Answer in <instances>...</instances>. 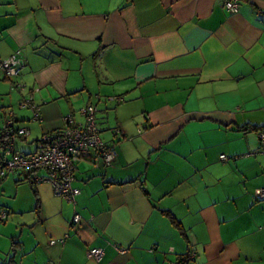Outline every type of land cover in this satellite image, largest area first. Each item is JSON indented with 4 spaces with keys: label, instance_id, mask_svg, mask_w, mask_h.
<instances>
[{
    "label": "crops",
    "instance_id": "0c3cea01",
    "mask_svg": "<svg viewBox=\"0 0 264 264\" xmlns=\"http://www.w3.org/2000/svg\"><path fill=\"white\" fill-rule=\"evenodd\" d=\"M223 1L0 0V61L24 63L0 72V125L28 132L16 150L90 105L116 152L76 161L73 203L2 178L0 264H264V0Z\"/></svg>",
    "mask_w": 264,
    "mask_h": 264
},
{
    "label": "built area",
    "instance_id": "2783aa9c",
    "mask_svg": "<svg viewBox=\"0 0 264 264\" xmlns=\"http://www.w3.org/2000/svg\"><path fill=\"white\" fill-rule=\"evenodd\" d=\"M223 5L229 12H236L238 0H224ZM24 63L20 57V52H16L6 60L0 61V72L7 78L18 77ZM23 90L21 85L17 86ZM117 102L122 98H114ZM19 106L29 108L38 119L39 108L34 106L29 100L23 99ZM84 117V123H75L72 117L64 118V126L61 130L45 135L38 143L37 151L30 155H21L15 150V138L20 136L24 139L28 137L26 129L12 128V120L6 119L0 129V179L15 175L17 173H34L37 183H48L52 187L53 193L67 201L73 203L80 191L73 187L74 163L77 160H86L92 154L96 155L105 166H110L114 161L116 152L112 147H107L99 136L96 126L94 106H86L80 110ZM259 142L264 153V132L259 134ZM225 156H220V160L225 161ZM37 171H44L45 176L36 175ZM258 200L264 199V190L257 194ZM7 217L6 211H0V220ZM79 216L75 214L71 220V227L79 223ZM64 240L60 241L63 244ZM54 244V242H51ZM123 253V252H122ZM103 256L101 249L92 248L88 251L87 257L96 262ZM192 259V256H188Z\"/></svg>",
    "mask_w": 264,
    "mask_h": 264
},
{
    "label": "trees",
    "instance_id": "16d2710c",
    "mask_svg": "<svg viewBox=\"0 0 264 264\" xmlns=\"http://www.w3.org/2000/svg\"><path fill=\"white\" fill-rule=\"evenodd\" d=\"M16 78V77H15ZM23 100V99H22ZM19 106V105H18ZM19 108H21L20 106H19ZM22 109V108H21ZM29 109V108H28ZM13 122H12V128H14L15 130H18L19 129V127H17L14 123V120L12 119V117L10 116L9 117ZM8 119V118H7ZM18 138H22V137H20V136H17L16 138H15V141L18 139ZM107 147H111V146H107ZM113 148V147H112ZM114 149V148H113ZM15 150H16V148H15ZM115 150V149H114ZM16 152L17 153H19L17 150H16ZM19 154H21V153H19ZM21 155H24L25 156V154H21ZM28 155H30V154H28ZM116 156V155H115ZM90 160H91V158H89ZM87 160V159H86ZM78 161V160H77ZM76 163V162H75ZM75 163H74V166H75ZM39 172H44V171H37L36 172V175H38L37 173H39ZM34 173L35 172H32V173H27V175H26V177L28 178V182L31 184V185H33V184H40V183H37L36 181H35V178H34ZM74 173V172H73ZM23 174V173H22ZM25 174V173H24ZM38 176H40V175H38ZM5 178V177H4ZM74 179V178H73ZM74 181V180H73ZM72 185H73V183H72ZM170 220H171V222L174 224V226L176 227V228H178L180 231H181V228H180V226H179V224L175 221V220H173L171 217L169 218ZM5 219H3V220H0V222H3ZM189 255H186L185 256V258H183V259H179L178 260V263L177 264H185V262L186 261H188V260H191V258H189L188 257Z\"/></svg>",
    "mask_w": 264,
    "mask_h": 264
},
{
    "label": "rangeland",
    "instance_id": "374dc122",
    "mask_svg": "<svg viewBox=\"0 0 264 264\" xmlns=\"http://www.w3.org/2000/svg\"><path fill=\"white\" fill-rule=\"evenodd\" d=\"M13 81H14V79H16L15 77H13V78H11ZM9 84V83H8ZM0 91L2 92L3 91V87L2 86H0ZM0 92V93H1ZM12 93V92H11ZM0 95H2V94H0ZM16 96V98L18 97V99L20 98V96L19 95H15ZM14 92L12 93V98H13V100H14ZM11 97V95H10V93H6V94H4V96L3 97H0V99H4L5 101L6 100H9V98ZM22 101V100H21ZM7 102V101H6ZM19 107V106H18ZM83 117V116H82ZM5 121V120H4ZM4 123V122H3ZM96 123H97V121H96ZM3 125L4 124H1L0 125V129L3 127ZM39 174H45V172H39ZM8 177H10V178H13V175H10V176H8ZM1 180V179H0ZM0 211H4V210H0ZM7 218V217H6ZM0 226H1V228L3 227V225L1 224V222H0ZM16 231L17 232V236L19 235V232H20V229H18L17 228V226H15V225H13L12 227L10 226V227H7L6 229H4V231H6V232H10V231ZM16 261L18 262V263H22V264H25V259L24 260H21V258H20V254H18L17 255V258H16Z\"/></svg>",
    "mask_w": 264,
    "mask_h": 264
}]
</instances>
